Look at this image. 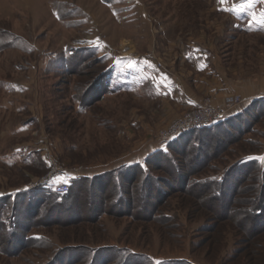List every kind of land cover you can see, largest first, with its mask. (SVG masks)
Masks as SVG:
<instances>
[{"label":"rangeland","instance_id":"374dc122","mask_svg":"<svg viewBox=\"0 0 264 264\" xmlns=\"http://www.w3.org/2000/svg\"><path fill=\"white\" fill-rule=\"evenodd\" d=\"M238 1L0 0V264H264L261 180L237 166L264 169V24L232 19ZM200 48L211 75L187 63ZM164 71L195 106L163 96ZM220 113L224 127L191 136ZM158 151L181 172L146 163ZM138 162L145 199L130 172L112 206V174ZM221 178L222 199L198 186Z\"/></svg>","mask_w":264,"mask_h":264},{"label":"trees","instance_id":"16d2710c","mask_svg":"<svg viewBox=\"0 0 264 264\" xmlns=\"http://www.w3.org/2000/svg\"><path fill=\"white\" fill-rule=\"evenodd\" d=\"M262 106H264V103L260 102L258 103ZM228 119H225L223 121H221L220 123L214 124L212 126L206 127V129H200V131H195L193 134H191V136H194L196 134H201L203 135L205 132H209L211 133L212 131L215 130H219L220 128L224 127L226 121ZM199 132V133H198ZM185 138V137H183ZM183 138H181L183 140ZM181 139L179 138L176 142H172V145H170V147L173 146V144L179 143L181 141ZM203 137L199 138L195 141L194 147L191 148L193 150L197 151V154L194 155V158H192V163H195L194 161H196L198 159V157L200 156V151L203 148ZM188 148L190 147V145H187ZM186 146V147H187ZM169 150V148H168ZM169 152L165 153L164 151H158L155 152L154 154H152L148 159H146V163L151 161H156L157 157H166L168 158L172 164L175 165L176 170L180 173V166L177 165L178 163H176V161L174 159H172V156L169 154ZM171 158V159H170ZM200 159V158H199ZM199 159L197 161H199ZM191 162H189V164H192ZM238 167L242 168V169H250L249 171H252V173L250 174V172L248 171V173H246L245 176H247L248 178H250L252 176V180L253 181H258V179L261 180V189L259 190L256 200L258 199V202L256 204L251 203V207L250 208V213L253 219H260L262 216H264V169L263 167L259 164V162L255 159H242L238 164ZM138 168L135 169L133 168V166L128 167L129 169H119L117 172H115L114 174H112V181H113V188H114V194L112 195V206L116 207L120 204H122V199H123V192H122V177H125L130 173V172H134L135 174L140 173L141 176V182L138 186V191L139 194L143 197V199H145V197L143 196V194H145L146 189L145 187H147V185L149 183H152L153 181H155L151 175L146 174V172H143L142 168L138 165ZM136 171V172H135ZM194 174V172H190L188 173V176H192ZM186 176V175H185ZM84 179V181H83ZM80 179L83 182H89L90 184L92 183V180H88L86 178ZM184 184L186 183L185 181L183 182ZM224 183V178H221L220 180H205L201 183H199L198 186L202 187L203 190H211V199H222L223 197V193H222V186ZM155 184V183H154ZM186 186V185H185ZM70 190V189H69ZM51 193L55 196L56 195L52 190ZM202 195H203V191H201ZM71 195V191H68V193L58 196V197H63V201L65 199H68ZM140 196V200H142V197ZM142 203V202H141ZM227 209V208H226ZM234 210V209H233ZM226 212H229L228 210H225ZM256 234V233H255Z\"/></svg>","mask_w":264,"mask_h":264},{"label":"crops","instance_id":"0c3cea01","mask_svg":"<svg viewBox=\"0 0 264 264\" xmlns=\"http://www.w3.org/2000/svg\"><path fill=\"white\" fill-rule=\"evenodd\" d=\"M223 7H227L229 4L223 3ZM237 5V6H236ZM232 8V11L238 15L232 16V19H246L241 18L240 12L245 13L244 15L248 18L247 20L251 19L254 22L264 24V0H243L242 2H239L237 4H234ZM244 16V17H245ZM235 22V20H234ZM240 21H236V24H239ZM247 23H250L247 21ZM195 52V51H193ZM187 63L193 67L194 71L199 74H213V66L210 64V56L206 52V49L200 48L196 49V53L194 55L191 54L190 58L186 57ZM129 63H132L129 61ZM211 75V74H210ZM156 83L157 87H160L161 90H163V96H170L173 100L172 102L176 104H181L187 107H193L196 105V102L194 100H191L190 97L183 91V87L176 82L172 77L167 76V72L164 71V73H159L157 76L156 74ZM158 89V90H160ZM178 89V90H177ZM178 93V95H176ZM175 96V97H173ZM260 100L262 103H264V95L260 97ZM143 162V161H142ZM142 162H138L139 166L143 169L142 165H145ZM144 172V171H143ZM78 175H72L70 178L75 177ZM90 176H86L83 174H80L78 178H89ZM78 180V179H77Z\"/></svg>","mask_w":264,"mask_h":264},{"label":"built area","instance_id":"2783aa9c","mask_svg":"<svg viewBox=\"0 0 264 264\" xmlns=\"http://www.w3.org/2000/svg\"><path fill=\"white\" fill-rule=\"evenodd\" d=\"M230 102H234L236 100L234 99H229ZM227 117V115L225 113H220V114H217V115H207L205 117H202L200 118L198 121H197V124L194 126V128H197V129H201L203 127H209V126H212L214 124H217L223 120H225ZM178 132H171L170 134L167 135V138L165 141H170V140H173L174 138H176L178 136ZM50 181L49 179V176L46 177V178H43L42 180H40L37 184L38 185H44V183H48ZM51 190L56 194V195H64L66 193H68L69 191V186L65 183H60V184H55L52 186Z\"/></svg>","mask_w":264,"mask_h":264},{"label":"snow or ice","instance_id":"6c2138e0","mask_svg":"<svg viewBox=\"0 0 264 264\" xmlns=\"http://www.w3.org/2000/svg\"><path fill=\"white\" fill-rule=\"evenodd\" d=\"M221 3H224V0H220Z\"/></svg>","mask_w":264,"mask_h":264}]
</instances>
